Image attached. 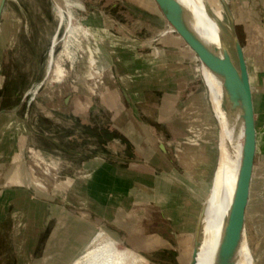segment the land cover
Segmentation results:
<instances>
[{"label": "rangeland", "instance_id": "obj_1", "mask_svg": "<svg viewBox=\"0 0 264 264\" xmlns=\"http://www.w3.org/2000/svg\"><path fill=\"white\" fill-rule=\"evenodd\" d=\"M58 1L72 4L89 34L78 49L71 47L72 61L59 43L51 66L47 53L58 27L53 0H5L0 12V264H13L15 244L25 250L36 241L39 230L31 227L44 219L43 200H66L72 182L86 176L88 160L96 163V176L105 163L144 173L128 184L126 206L109 214L83 211L93 228L79 226L63 239L60 250L69 251V264L100 229L138 249L142 264H201L197 233L212 191L219 127L188 7L178 0ZM227 1L237 36L247 44L241 0ZM168 14L180 28L171 30ZM157 17L159 24L153 23ZM255 43L262 54L254 58L264 68V38ZM57 64L66 73L59 81ZM127 91L145 123L137 150L111 125L126 106ZM255 98L245 228L255 264H264V108L260 118L258 91ZM60 236L56 229L53 239ZM63 263L56 257L52 264Z\"/></svg>", "mask_w": 264, "mask_h": 264}, {"label": "bare ground", "instance_id": "obj_2", "mask_svg": "<svg viewBox=\"0 0 264 264\" xmlns=\"http://www.w3.org/2000/svg\"><path fill=\"white\" fill-rule=\"evenodd\" d=\"M182 1L194 21L201 74L219 127L217 166L211 194L204 202L206 211L200 246L201 264H255L246 228H241L222 247H218L234 198L243 143V125L236 110L231 79L222 55L214 46L219 38V22L226 19L224 8L221 0ZM52 6L58 19V27L47 53L49 66L56 59L55 52L59 43L62 44L61 54L72 61L74 53L71 47L78 49L80 38H87L89 34L78 20L70 2L62 4L53 0ZM59 27H64L60 37ZM64 73V68L57 64L56 80H61ZM144 260L138 249L121 246L120 240L100 229L73 258L72 264H142Z\"/></svg>", "mask_w": 264, "mask_h": 264}, {"label": "crops", "instance_id": "obj_3", "mask_svg": "<svg viewBox=\"0 0 264 264\" xmlns=\"http://www.w3.org/2000/svg\"><path fill=\"white\" fill-rule=\"evenodd\" d=\"M239 6L241 9L238 16L239 19H242L243 16L247 19V21L243 23L246 24V26L243 25V30L248 42L247 44L241 43V45L244 53L252 102L255 138L257 113L254 107V100L256 99V91L261 95L260 107L258 110L259 117L264 108V68L260 67L256 58H254L262 54L254 47L256 45L255 40L258 41L264 38V0H241ZM244 9H246V11ZM151 14H153V12H151ZM159 19L162 18L157 17V21H153V23L159 24L161 21H158ZM166 21L167 25L171 24V30L174 31L175 26L172 24L171 20L166 18ZM248 55H252V59H249ZM127 94L128 95L124 96V100L126 101L124 103L126 106L122 108L123 110L117 111L113 118H111V125L122 136L126 137L134 146L135 150H137L140 148L141 142L144 141L142 137L146 130L145 123L143 122L142 114L137 110V100H135L128 91ZM18 139L14 140L15 144L18 142ZM133 162H135V164L138 163V159L136 158ZM86 163L85 166L89 168L86 176L83 178L78 177L72 182L73 188L66 200L61 196L56 197L55 201L43 200L45 204L42 205L43 207L40 213L43 215L44 219L41 223L37 222V224L35 223V225L31 227V231L35 229L39 230V234L37 235L38 238L36 241L34 239L32 241L30 240L28 248H25V250L20 249L18 243L15 244L13 264H52L56 257L65 258V263L63 264H69V251L62 252L60 250V244H62L63 239L69 236L71 232H74V229L79 226L87 229L89 228L90 230L93 228V221L83 215V211L87 210L89 213H96L94 210L99 209L102 210V213L109 214L106 210L126 206L128 200V184H135L138 183L137 181H141L139 179L141 176H139V172L141 173L142 171H138L137 168L130 172H123L119 170V166L111 165V163L106 165L105 163L102 172H99L96 176L95 173L93 175L91 173L94 172L96 163L90 160ZM142 173H144V171ZM64 184L63 181L61 184L59 183L61 188H64ZM81 185L84 187H81ZM84 203L86 208L83 206ZM53 219H55V222L51 224ZM56 229H58L61 236L53 239V233Z\"/></svg>", "mask_w": 264, "mask_h": 264}, {"label": "water", "instance_id": "obj_4", "mask_svg": "<svg viewBox=\"0 0 264 264\" xmlns=\"http://www.w3.org/2000/svg\"><path fill=\"white\" fill-rule=\"evenodd\" d=\"M4 1L5 0H0V12ZM178 1L183 4L182 0ZM221 3L224 8V14L226 19L225 21L220 20L219 22V38L218 42L214 43V46L222 55L223 61L225 62L231 79L235 97L236 110L239 113V118L243 125V143L241 148V159L238 169L237 181L234 189V198L231 205L230 213L221 231L218 247H222L236 234V232H238L241 228H245V204L249 188V179L254 146L253 111L251 96L249 92L244 53L241 42L236 33L235 17L232 12V9L227 0H221ZM172 6L174 7V5ZM169 12L174 14V10L172 9V7L171 10L169 9ZM189 13L191 14L190 11ZM170 16L171 15L168 14V18L171 20L172 24L175 27L176 25L178 26L179 24H176V19H171ZM180 18L182 19V25L184 26V30H187L189 31V33H191V27L188 23V14H183ZM194 35L196 46L197 41L195 30ZM205 211L206 204L203 205L200 215L197 233V257L201 246L202 226Z\"/></svg>", "mask_w": 264, "mask_h": 264}]
</instances>
